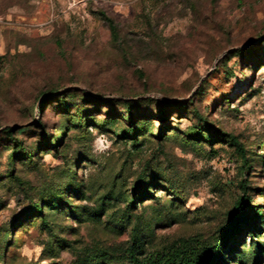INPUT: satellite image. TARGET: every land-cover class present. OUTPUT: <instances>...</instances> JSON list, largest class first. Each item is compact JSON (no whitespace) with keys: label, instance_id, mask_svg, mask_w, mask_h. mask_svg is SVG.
Here are the masks:
<instances>
[{"label":"rangeland","instance_id":"1","mask_svg":"<svg viewBox=\"0 0 264 264\" xmlns=\"http://www.w3.org/2000/svg\"><path fill=\"white\" fill-rule=\"evenodd\" d=\"M241 184L222 260L264 264V0H0V264L213 241Z\"/></svg>","mask_w":264,"mask_h":264},{"label":"trees","instance_id":"2","mask_svg":"<svg viewBox=\"0 0 264 264\" xmlns=\"http://www.w3.org/2000/svg\"><path fill=\"white\" fill-rule=\"evenodd\" d=\"M102 14L108 22L112 36L114 38H117L118 28L116 22L113 18L107 16L104 12H102ZM91 98L97 100L96 97ZM38 108H42V106L39 105ZM160 113H165V110L162 109ZM195 114L197 113L195 112ZM197 116L201 118L200 114H197ZM126 119L131 125L133 116L130 110L126 114ZM204 123V125L207 126L209 129L212 128V126L206 121ZM130 131L131 128H128L124 131V133L127 135H131L132 133ZM6 134L11 136V129H8L6 131ZM188 135H190V137L195 136L197 138H201L203 136L207 137L206 135H209L208 137H211L210 130L205 134L200 129L195 132H189ZM45 137L47 138V136ZM229 138L231 144L234 145L242 153V158H245L243 154L244 151L240 142L233 136H229ZM52 141H49L48 144H51ZM53 147H56V145H53ZM139 182V184L132 188V194L130 195L127 201V209L135 208L138 204V199H142L143 197L151 195L150 190H148L149 185L145 184L144 187H139L141 183L144 182V180H141ZM241 187L243 188V194L236 199L234 208L230 213V217L228 218L226 223L221 227L220 233L213 241H200L199 239L195 238L182 240L178 244H172L169 247L147 255L144 259H140L138 258L139 245H135V243L138 241V236L137 234L132 233V238L135 242L134 245L132 244L127 248V258L129 264H226V261L222 260L221 253L223 252V247H225L227 245V242H229L227 236L232 235V230L236 228L238 224L243 223L247 220L245 208L248 204L247 202L250 200V197L246 193V185L241 184ZM57 204V200L53 199L49 202L48 206L54 208L57 206ZM42 209L43 207L40 204L34 203L30 211L40 214L42 223L46 224V218L41 215ZM127 211L129 212V210ZM258 216L261 217L260 214H258ZM255 243L256 244L253 253L257 252L258 249L261 247L257 240H255ZM261 250H264L263 246ZM242 256L240 257L242 258Z\"/></svg>","mask_w":264,"mask_h":264}]
</instances>
